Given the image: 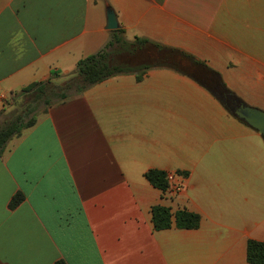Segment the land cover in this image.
<instances>
[{
  "label": "crops",
  "instance_id": "1",
  "mask_svg": "<svg viewBox=\"0 0 264 264\" xmlns=\"http://www.w3.org/2000/svg\"><path fill=\"white\" fill-rule=\"evenodd\" d=\"M107 7L121 33L105 29ZM114 35L191 55L264 112V0H0V120L14 94L64 83ZM138 77L70 94L7 143L0 264H248V240L264 243L263 138L172 68ZM150 170L175 172L184 190L165 197ZM155 206L199 226L156 231Z\"/></svg>",
  "mask_w": 264,
  "mask_h": 264
},
{
  "label": "trees",
  "instance_id": "2",
  "mask_svg": "<svg viewBox=\"0 0 264 264\" xmlns=\"http://www.w3.org/2000/svg\"><path fill=\"white\" fill-rule=\"evenodd\" d=\"M114 33H121V30H116ZM149 51H151L152 63L130 65L114 62L115 56ZM153 67L172 68L190 77L215 96L228 110L230 102L239 103V100L225 87L219 75L191 55L150 44L144 39L136 38L133 42H128L114 35L100 51L81 59L75 71L64 83L55 85L49 79L46 82L32 83L13 95V108L7 115L9 118L4 126L0 127V156L12 138L20 136L24 130L34 126L39 111L45 112L48 107L64 100L70 94L81 93L111 77L138 72L139 80L146 70ZM225 94L230 96V100L224 98ZM40 103L44 105L42 110L38 109ZM144 176L153 187L162 190L166 187L164 172L150 170ZM22 200V194H16L11 199L9 208H16ZM151 220L153 229L156 231L169 229L172 226L178 229H196L199 226L200 217L185 210L172 214L166 207L155 206L151 210ZM246 260L248 264H264V243L248 240ZM54 264L66 263L59 260Z\"/></svg>",
  "mask_w": 264,
  "mask_h": 264
},
{
  "label": "water",
  "instance_id": "3",
  "mask_svg": "<svg viewBox=\"0 0 264 264\" xmlns=\"http://www.w3.org/2000/svg\"><path fill=\"white\" fill-rule=\"evenodd\" d=\"M119 28L120 27L115 13L111 8L107 7L105 29L109 31H115ZM229 97L230 96L227 94L224 95L225 99L228 98V100H230ZM228 108L236 118L257 131L264 140V112L237 102H230L228 104Z\"/></svg>",
  "mask_w": 264,
  "mask_h": 264
},
{
  "label": "rangeland",
  "instance_id": "4",
  "mask_svg": "<svg viewBox=\"0 0 264 264\" xmlns=\"http://www.w3.org/2000/svg\"><path fill=\"white\" fill-rule=\"evenodd\" d=\"M150 52H145V53H136L134 55H128V54H122V55H119V56H115L114 57V62L115 63H127V64H130V65H135L137 63H152V60L150 59L151 56H150ZM56 84L55 85H60L62 84V81H57L55 82ZM52 101H54V98H52ZM44 107V105L42 103H40L38 105V109L39 110H42ZM9 116H7V119H1L0 120V127L4 126L5 122H7Z\"/></svg>",
  "mask_w": 264,
  "mask_h": 264
},
{
  "label": "built area",
  "instance_id": "5",
  "mask_svg": "<svg viewBox=\"0 0 264 264\" xmlns=\"http://www.w3.org/2000/svg\"><path fill=\"white\" fill-rule=\"evenodd\" d=\"M165 182L166 187L163 189V194L170 199L176 197L185 188L182 179L175 172L165 173Z\"/></svg>",
  "mask_w": 264,
  "mask_h": 264
},
{
  "label": "clouds",
  "instance_id": "6",
  "mask_svg": "<svg viewBox=\"0 0 264 264\" xmlns=\"http://www.w3.org/2000/svg\"><path fill=\"white\" fill-rule=\"evenodd\" d=\"M22 37H23V33H22V32L18 33V34L13 38V40L10 41V44L13 45V46L17 45L18 42L22 39ZM24 51H25V49H24L22 46L18 48V50H17V59L22 58V56H23V54H24Z\"/></svg>",
  "mask_w": 264,
  "mask_h": 264
},
{
  "label": "flooded vegetation",
  "instance_id": "7",
  "mask_svg": "<svg viewBox=\"0 0 264 264\" xmlns=\"http://www.w3.org/2000/svg\"><path fill=\"white\" fill-rule=\"evenodd\" d=\"M233 105V104H232Z\"/></svg>",
  "mask_w": 264,
  "mask_h": 264
}]
</instances>
